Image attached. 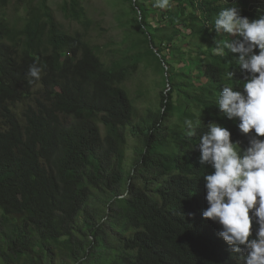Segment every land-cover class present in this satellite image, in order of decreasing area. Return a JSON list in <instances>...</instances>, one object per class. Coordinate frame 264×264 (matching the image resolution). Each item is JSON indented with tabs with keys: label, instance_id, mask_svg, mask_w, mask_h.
Here are the masks:
<instances>
[{
	"label": "trees",
	"instance_id": "1",
	"mask_svg": "<svg viewBox=\"0 0 264 264\" xmlns=\"http://www.w3.org/2000/svg\"><path fill=\"white\" fill-rule=\"evenodd\" d=\"M49 1L30 7L19 27L2 14L10 0H0V210L10 224L0 238V264H33L27 256L36 248L49 264L65 256L93 264L99 254L105 264H239L217 236L220 225L202 217L208 206L203 175L212 169L200 165L198 144L215 120L247 145L236 121L221 118L215 105L223 86L242 88L239 54L226 49L225 57L213 55L211 28L222 8L240 6L252 19L264 3L170 0L179 9H164L169 26L191 17L193 24L203 22L198 33L212 40L198 64L204 70L194 77L193 68L180 71L164 54L168 48L182 60L179 28H144L145 0H128L137 29L127 19L122 42L131 45L111 49L109 60L86 32L57 20ZM61 10L86 29L94 24L82 0H62ZM33 63L43 68L39 80L26 75ZM141 65L161 72L163 90L160 108L133 122L128 81ZM199 118L195 135H187L184 121ZM97 121L106 126L105 136ZM128 132L142 145L129 173Z\"/></svg>",
	"mask_w": 264,
	"mask_h": 264
},
{
	"label": "clouds",
	"instance_id": "2",
	"mask_svg": "<svg viewBox=\"0 0 264 264\" xmlns=\"http://www.w3.org/2000/svg\"><path fill=\"white\" fill-rule=\"evenodd\" d=\"M153 6L169 8L170 0H154ZM211 29L216 33L213 55L225 57L226 49L239 54L242 88L223 86L215 105L221 118L236 121L247 145L242 147L240 141H234L231 130L221 123H207L198 144L200 165L212 169L203 175L208 206L202 210V217L220 225L217 236L227 243L239 264H264V11L250 19L240 6L222 8ZM223 34L232 38H219ZM42 70L33 63L26 75L39 80ZM235 74L232 71L228 75ZM200 122V118L196 122L186 119L187 135H195Z\"/></svg>",
	"mask_w": 264,
	"mask_h": 264
},
{
	"label": "rangeland",
	"instance_id": "3",
	"mask_svg": "<svg viewBox=\"0 0 264 264\" xmlns=\"http://www.w3.org/2000/svg\"><path fill=\"white\" fill-rule=\"evenodd\" d=\"M40 1L41 0H10L8 7L2 10V14H6L12 24L21 27L25 22L26 12L30 7L38 6ZM50 1L49 4L51 5V10L54 11L57 20L72 32L76 30L86 32L87 40H89L91 44L102 49L101 55L103 59L109 60L111 58V49L119 48L122 50L131 45L130 42H122L123 38L127 37L128 33L126 29L128 26L127 19L131 22L132 28L137 29L135 19H137L138 16L131 12V4L128 0H82L89 18L94 23L89 29H86L78 21L64 16L61 10L62 0ZM145 6L147 7L145 10L147 11V23L144 25L145 29L149 28V30L153 31L157 26H165L164 28L169 26V22H167L162 15L164 9H159L158 13L154 12L153 8L155 7L152 5V0H145ZM143 7L144 5H142V8ZM142 8H140L141 12L143 11ZM170 8L172 11L176 12L179 9V5L174 3ZM219 8L221 7H214L215 10ZM189 12H191L190 9L185 11L186 16H188ZM119 18H121V21ZM192 21V18L189 17L175 26H169L165 30L172 31L174 28H179L180 34L175 38V41L178 45L181 44L185 48V53L183 57H181L182 60L176 58L178 62L176 63L175 57L171 54L168 48L164 51V54L167 57V61L172 62L171 64L173 65L176 64L180 71L186 70L189 72L193 68L191 74L195 77L204 70V67L199 66L198 64L204 58L202 52L208 49L212 40H210V36L198 33V29L203 22L196 21V24H193ZM129 31H132V29H129ZM211 33L214 34L215 31L211 30ZM227 36L229 35L223 34L219 38L225 39ZM192 58H194V60H192ZM128 86L131 89V96L135 102L133 122L144 117L149 108L153 107L156 110L160 108L159 95L163 90V77L160 71L147 69L141 65L132 79L128 81ZM98 124L101 128L102 134L105 135L106 127L101 122H98ZM141 149V143L131 135L130 132H128L125 163L127 173L131 172L133 169L135 161L139 158V152ZM109 212L112 214L111 210H109ZM9 227L10 224L7 220H4L1 217L0 211V238L5 235V232ZM105 228L109 231H113L112 233L114 236H111L112 239L117 238L115 236L116 231L108 224ZM1 250L6 251V247H3ZM62 254L67 255L64 252L60 253V255ZM27 257L33 258V264H49L45 258V254L39 248L31 251L30 256L28 255ZM105 259L106 257L104 254H99L95 257L96 261L94 260L95 262L93 264H105ZM54 264H74V261L67 256L63 258L56 257Z\"/></svg>",
	"mask_w": 264,
	"mask_h": 264
}]
</instances>
